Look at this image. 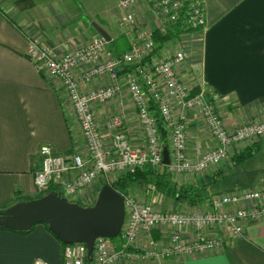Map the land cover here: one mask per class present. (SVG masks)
<instances>
[{
    "label": "crops",
    "instance_id": "0c3cea01",
    "mask_svg": "<svg viewBox=\"0 0 264 264\" xmlns=\"http://www.w3.org/2000/svg\"><path fill=\"white\" fill-rule=\"evenodd\" d=\"M118 3L119 0H0V210L39 194L34 175L42 163V145L51 144L60 155L86 150L73 104L28 58V38L40 39L60 56L101 35L95 22L111 37L105 54L121 55L130 48V38L120 25ZM137 12L141 21L151 17L145 0L140 1ZM206 20L203 29L186 38L190 58L178 67V72L193 92L206 87L229 131L264 122V0H206ZM164 47L159 54L169 50L167 45ZM109 83V77H96L83 83L82 90L87 92ZM172 107L178 116L181 109L177 103ZM93 110L107 145L111 144L108 121L117 115L123 117L135 146L147 143L125 82L121 81L115 98L95 103ZM188 119V152L195 158L196 148L205 152L216 142L209 135L201 108L189 110ZM249 151L253 154L246 156ZM167 180L172 188L191 187L195 199H180L143 183L128 188L138 198L164 210L199 209L215 194L249 188L264 190V136L233 144L228 158L218 165L200 173L168 172ZM106 183V177H98L73 196H62L90 206ZM49 192L58 191L49 190L45 195ZM155 234L158 238L165 236L159 229ZM63 249L64 242L46 223H37L22 232L0 228V264H33L39 258L63 264ZM165 264H264V220L249 222L244 236L232 238L217 249L174 256Z\"/></svg>",
    "mask_w": 264,
    "mask_h": 264
},
{
    "label": "built area",
    "instance_id": "2783aa9c",
    "mask_svg": "<svg viewBox=\"0 0 264 264\" xmlns=\"http://www.w3.org/2000/svg\"><path fill=\"white\" fill-rule=\"evenodd\" d=\"M140 1L119 0L120 25L130 38V50L121 55L105 54L108 41L102 35L60 56L40 39L28 38V58L66 93L86 145L85 152L65 155L56 154L51 144L42 145V163L34 175L39 191L54 186L59 193L73 196L98 177H106L111 184L123 173L148 165L158 168L164 165L165 146L170 153L169 173H200L227 159L233 144L264 136V122L229 131L206 87L193 92L178 72V67L190 58L186 38L207 23L206 0H145L151 15L145 21L139 20L137 12ZM177 23L184 30L178 40L166 43L169 50L163 55L149 59L156 47L155 31L166 34ZM132 66L136 68L129 70ZM96 77H109L112 83L84 92L82 84ZM121 81L129 90L146 133L147 143L143 146L132 143L119 115L108 121L111 144H106L98 128L93 105L115 98L120 93ZM174 103L181 109L178 116L173 112ZM152 105L157 106L159 116L151 109ZM196 107L201 108L216 146L205 152L196 148L197 155L193 158L188 152L187 125L188 111ZM160 121L167 131V142ZM121 193L126 210L121 237L118 241L116 237H98L94 264H165L174 256L217 249L232 238L244 236L249 222L264 220V190L258 188L215 194L205 207L188 210L159 209L134 193ZM157 229L166 230L163 239L154 235ZM87 259L86 243L64 245L63 264H85ZM33 264L50 263L39 258Z\"/></svg>",
    "mask_w": 264,
    "mask_h": 264
},
{
    "label": "water",
    "instance_id": "95a60500",
    "mask_svg": "<svg viewBox=\"0 0 264 264\" xmlns=\"http://www.w3.org/2000/svg\"><path fill=\"white\" fill-rule=\"evenodd\" d=\"M107 41L108 32L93 22ZM170 153L164 148V165H169ZM126 217L124 195L111 184L103 185L93 205L72 202L58 192L20 201L0 210V226L19 231L30 230L37 223H46L64 243L83 242L88 246L89 260L93 261L95 240L119 236Z\"/></svg>",
    "mask_w": 264,
    "mask_h": 264
},
{
    "label": "trees",
    "instance_id": "16d2710c",
    "mask_svg": "<svg viewBox=\"0 0 264 264\" xmlns=\"http://www.w3.org/2000/svg\"><path fill=\"white\" fill-rule=\"evenodd\" d=\"M203 29V28H201ZM200 29V30H201ZM182 32H184L183 28L180 26L179 23L174 25L172 29L166 34H161L159 31H155L154 38L156 41V47L152 51L150 58L152 56H155L159 54V52L165 48L164 46L166 43L170 41H176L181 36ZM136 66H132L128 68L129 70H134ZM151 109H153L157 116H159V111L157 110L156 105H152ZM160 127L162 128L163 133V139L167 142V131L165 130V127L163 123L160 121ZM253 152L249 151L246 156L252 155ZM151 165H148L144 168H139L135 172H126L120 175L117 180H115L111 185L117 189L120 192H126L128 190V187L134 183L141 182L147 184L148 186H156L159 189H164L165 191L173 194L174 196H179L180 199L184 198H192L195 199L196 193H193L191 187H181L180 189L172 188L167 180V174H168V167L167 165H163V169L154 170ZM149 188V187H148ZM49 190L59 191L57 187H51L50 189L46 191H40L39 194L35 198H39L45 195V193ZM63 195V193H62ZM0 228L5 229L7 227L0 226ZM8 229V228H7ZM11 229V228H9ZM18 231V230H17ZM22 232V231H21ZM156 237L157 234H154ZM67 243H64L66 245ZM85 264H94V261H91L89 259L86 260Z\"/></svg>",
    "mask_w": 264,
    "mask_h": 264
},
{
    "label": "rangeland",
    "instance_id": "374dc122",
    "mask_svg": "<svg viewBox=\"0 0 264 264\" xmlns=\"http://www.w3.org/2000/svg\"><path fill=\"white\" fill-rule=\"evenodd\" d=\"M129 50H130V48H129L127 51H129ZM159 167H160V166H159ZM154 170H156V168H155ZM168 172H169V170H168ZM114 181H115V180H114ZM114 181H113V182H114ZM139 183L142 184V181H141V182H137L136 184H139ZM143 184H145V183H143ZM145 185H146L147 187H150V186H148L147 184H145ZM126 192L133 193V190H132V188L130 187V188H128V190H127ZM164 232H166L165 229H163V233H164ZM120 237H121V236L116 237L115 240L118 241V240L120 239Z\"/></svg>",
    "mask_w": 264,
    "mask_h": 264
}]
</instances>
